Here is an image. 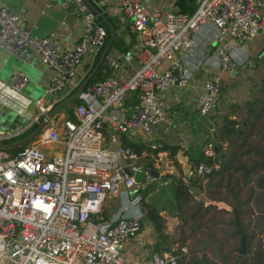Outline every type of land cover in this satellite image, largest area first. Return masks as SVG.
I'll use <instances>...</instances> for the list:
<instances>
[{
    "label": "built area",
    "instance_id": "1",
    "mask_svg": "<svg viewBox=\"0 0 264 264\" xmlns=\"http://www.w3.org/2000/svg\"><path fill=\"white\" fill-rule=\"evenodd\" d=\"M109 1L106 13L125 23L133 49L107 53V77L84 88L71 117L58 111L32 143L14 154L0 150V264H137L122 255V248L139 231L144 217L140 192L153 179L120 136L133 131L150 136L158 123L168 122L161 92L185 86L202 64L209 71L195 109L207 114L219 102L221 73L233 72L245 61L238 46L256 37L264 43V12L258 0H197L190 13L150 10L141 0ZM58 2L71 5L82 24L76 42L66 50L51 37L33 35L22 12L0 5V48L11 55L35 54L49 72L40 84L56 98L34 102V122L79 85L107 37L84 0H44V5ZM27 83L17 69L0 86L21 94ZM132 93L137 104L125 115L122 110ZM26 129L0 133V142ZM46 145L55 147L45 151ZM161 147L160 142L148 145L150 150ZM202 154H214L211 142ZM213 169L215 165L199 162L195 175L203 177ZM188 177L180 179L186 184ZM182 255L186 247L174 245L141 264H177Z\"/></svg>",
    "mask_w": 264,
    "mask_h": 264
},
{
    "label": "crops",
    "instance_id": "2",
    "mask_svg": "<svg viewBox=\"0 0 264 264\" xmlns=\"http://www.w3.org/2000/svg\"><path fill=\"white\" fill-rule=\"evenodd\" d=\"M90 1L98 2L101 5V11L104 13L107 12L106 9H108V6L112 5V2L109 0ZM141 1L150 10L165 9L171 12L185 11L190 13L195 9L197 0ZM258 1L261 3L262 12H264V0ZM3 4L7 5L13 11L22 12V21L33 35L53 38L61 50L71 48L80 35L82 26L80 19L74 13L72 6L67 3L58 2L46 8L44 0H0V5ZM114 18L119 21L118 34L125 39L126 46L129 47V50H132L134 43L133 36L127 33L125 23L121 22L117 17ZM125 33L128 34L127 38ZM212 45L210 43L209 50L213 47ZM238 52L245 59V62L247 59L252 58L262 60L264 55L261 54L264 53V43L261 38L256 37L251 41L240 44L238 46ZM241 67L242 65L238 66L233 72L221 73V88L226 89L236 84L241 78H245V81H243V84H245L246 79L249 77V71L243 73ZM17 69L25 73L28 79L27 88L25 87V92L23 90L21 94H16L0 86V124L2 126L5 125L2 117L6 113L22 117L26 120V123L23 127H17L13 124V121H10L9 124H13L10 130L0 128V133L6 135H13L16 131H20L24 127L28 129L31 126H36L38 122L33 121V117L36 115L32 116L31 113L27 112V107L40 98L45 102L46 92L44 93V88L40 84V80L47 76L49 72L40 62L39 58L35 54L26 52L11 55L0 48V82L8 80L11 72ZM120 69L124 70L125 68L121 65ZM208 71V67L202 64L185 86H172L161 92L160 95L164 103L165 116L168 122L158 123L153 128L150 136H144L142 133L136 131L120 136L122 144H140L146 149H143L139 155L136 154L137 163L144 169H148L153 179L151 181V184H153L152 189L147 192V196L145 195L143 197L142 206L144 203L154 207L158 211L163 225L161 232L164 235V238H159L151 224L143 219L137 235L122 248V255L130 262L141 264L147 261L151 254L168 251L170 247L174 246L175 244L172 243L170 237L172 236L175 239L181 229H189L190 215H185V212L189 208L191 209L194 201L201 202L202 207L208 208L207 206H209L213 213L215 212L216 216L219 214L223 215L222 220L218 221V223L214 221L213 234H211L213 237L208 243L209 249L200 253L197 252L195 254L196 260L194 257L187 259L186 255H184L177 262H180V264H189L191 260H194L196 262L195 264H225L224 261H232L237 257L242 264H249V257L253 250L257 247L264 249V215L263 218H260L256 222L243 219L249 210H252L254 213L251 218L253 216H259V213L264 214L261 211L264 207V186L260 187L255 182L259 176L264 174V169L257 168L250 171L246 179H243L240 175L243 173L242 169H240L241 172L235 173L232 177L229 174L227 175L228 172H223L220 176L215 175L199 178L195 182V186L190 187V192L192 193L190 206L182 212L176 211L174 208L173 195L169 188L170 182L163 184V181L168 177L169 173H172L171 177H177L178 175L180 177H197L195 175L196 160L203 155V147L207 142L213 144L214 152L219 148L217 154L221 152L220 155L223 157L229 153L231 148L229 142L236 137L232 133V129H237V132L240 134L246 130V122L241 120L233 121V126L230 125V123L232 124V122H229L231 120H224L225 123L223 122L221 127H217V125L213 127L209 122L202 120L207 114L201 115L196 111L195 100L198 94L202 92V83ZM39 89L42 91L41 95L36 94ZM231 94L229 93L228 96ZM29 95L35 96L37 99L32 100ZM28 100L32 102L28 103ZM136 104V94L132 93L122 112L125 115H129ZM219 104L230 107L235 111L237 110L239 101H233L230 97L225 103H223V100H220L217 106ZM36 108L38 110L37 106ZM62 111L64 112V109L59 112L64 115ZM234 111L228 113L226 118L234 120L237 116L240 117L239 113ZM224 113L225 111H222L221 116ZM25 131L19 136L11 137L4 142L14 141L24 137ZM33 140L29 143H32ZM151 142H160L163 147L159 151L150 150L148 145ZM54 147L55 145H46L42 149L48 151L54 149ZM237 160L238 157H236ZM250 163L251 167L254 163L252 158ZM217 167L218 165L215 164V169ZM250 167L245 169H249ZM227 176L230 178L231 184L228 183V187H231V189L226 192L228 197L223 199L220 196L223 193L222 185L225 184V178ZM218 178H220V183L217 186ZM233 184L234 187L232 186ZM197 185L200 186L198 187ZM193 187L197 188L195 192L193 191ZM237 189L241 190L240 194L238 192V198L240 201H243V204L239 207H236L232 198L229 197L231 196L230 193H234ZM207 193L209 197H207ZM254 206L257 209L256 211H254ZM235 218L241 224L245 235L244 253L238 251L240 240L234 224ZM233 237H236L237 245L231 244ZM185 260L188 261L182 263Z\"/></svg>",
    "mask_w": 264,
    "mask_h": 264
},
{
    "label": "rangeland",
    "instance_id": "3",
    "mask_svg": "<svg viewBox=\"0 0 264 264\" xmlns=\"http://www.w3.org/2000/svg\"><path fill=\"white\" fill-rule=\"evenodd\" d=\"M126 38L128 37V34L125 33ZM241 71L243 73L248 72V78L246 79L245 84H243V81H245V78H241L236 84L231 85L230 87L223 89L221 88V94H220V100H223V103L229 100L231 97L233 101L238 102L239 105H237V110H232L230 107H226L224 105L219 104L218 106H215L213 109H211L205 117L202 118V120L209 122L213 127L217 125V127H221V124L224 122V120H231L229 122L231 126L234 125V122L237 120L245 121V122H251L253 121L254 129H253V136L251 139H249L250 146L248 147L249 152L239 156L238 160L236 161V156L234 158V161L232 163V167L236 166H243V168H248L251 165V158L254 160V162H263V154H264V57L261 59H247V61L242 64ZM27 88V87H26ZM25 88V90H26ZM230 88V90H228ZM24 90V92H25ZM42 91L39 89L37 90L36 94L41 95ZM45 93V90H44ZM229 93H232L230 96ZM30 96V95H29ZM224 96V97H223ZM32 100H36L37 97L30 96ZM56 97L53 94L45 93V102L54 100ZM238 100V101H237ZM243 101V102H242ZM254 101V103H252ZM256 102V103H255ZM70 108V107H69ZM251 109V114L255 112V115L257 114L256 118L249 117L248 110ZM69 109H64V115L66 117H69L70 113L68 111ZM222 111H225V113L221 116ZM237 112L239 113L240 117H236V119H227L226 116L228 113L231 112ZM27 112L31 113L33 115L38 114V110L35 106V104L32 102L31 105L27 107ZM239 118V119H238ZM223 121H222V120ZM3 122L5 123L4 126L0 124V128L3 130H10L12 125L15 124L17 127H23L26 123V120L22 117H19L17 115H9L4 114L2 117ZM10 121H13V124H9ZM234 121V122H233ZM225 123V122H224ZM60 148V147H58ZM247 148L246 145H243V147L240 149L241 151L245 150ZM233 150L231 147L229 150V153ZM255 153V154H254ZM58 154H61L60 152ZM250 163V164H249ZM249 164V165H247ZM227 175L229 174L231 177L237 172H241L240 170L234 171L232 168L229 169ZM239 174V173H238ZM228 183L231 184L230 178L227 176L225 178V184H223V193L220 197L223 199H226L228 195L226 192L231 189V187H228ZM234 187V184L232 185ZM239 192L240 189L235 190ZM234 191V192H235ZM233 194V193H231ZM148 194L146 193V196ZM207 197H209V194L207 193ZM231 197V196H229ZM202 207V203L198 201H194L191 205V209L189 208L185 215H190V223H189V229H181L178 232V235L175 239L170 237L172 240V243H174L177 246H185L186 247V258H195V254L206 251L208 248V243L210 240H212L211 234H213V227H214V221L218 223V221H221L223 215L216 216L215 212L209 208ZM254 211L257 209L254 206ZM264 209V207L261 209V211ZM248 210V209H247ZM193 213V214H192ZM253 211L249 210L248 213L243 217V219H246L247 221L253 220L254 222L258 221L260 218H263L264 214H260L259 216H251L253 215ZM143 223V222H142ZM188 226V225H187ZM173 244V245H174ZM233 245H237V239L236 237H233L232 243ZM210 256V255H209ZM197 258H195L196 260ZM188 260L182 261V263L187 262ZM194 260H191L190 262H193ZM189 262V263H190ZM225 264H242L241 261L236 257L232 261H224ZM244 262V261H242ZM202 263V262H200ZM187 264V263H185Z\"/></svg>",
    "mask_w": 264,
    "mask_h": 264
},
{
    "label": "trees",
    "instance_id": "4",
    "mask_svg": "<svg viewBox=\"0 0 264 264\" xmlns=\"http://www.w3.org/2000/svg\"><path fill=\"white\" fill-rule=\"evenodd\" d=\"M183 12H185V11H183ZM105 14L111 20L112 24L114 25V27L117 31L119 29V21L116 18L109 16L107 13H105ZM96 21L98 23H100L101 25L105 26V28L107 30V37L105 40V43H106V41L108 39V29H107L106 25L101 21L100 18L97 17ZM111 47L114 49H119L121 51H128L129 50V47L126 46L125 39L119 34L116 36ZM261 55H264V53ZM104 69H105V63H103L101 65V67L99 68L97 73L94 75V77L89 81L88 85L90 83H92L93 81L107 77L108 71H106V70L104 71ZM263 102H264V100L262 101V103ZM75 103H76V100L73 103H71L68 106L63 108V109H66V108L69 109L68 110L70 113L69 117L72 116V110H73V107L75 106ZM252 103H254V101ZM250 112H251V109L248 110V113L250 115L249 117H251V119L257 117V114L255 115V112L252 114ZM254 126L255 125L253 124V121L248 122V123L246 122V130L244 132H242L241 134L237 132V129H232V133L234 135H236V137L234 138V140H231V142H229V145L233 148V150H231V152L228 153L227 155H224L222 157L220 155L221 152H219V154H217V152L219 151L218 150L219 148H217V151H215L212 156L207 157V156L201 155V157L196 160L197 164L199 162H204L208 165H215V164L218 165V167L216 169H213L209 174H207L203 177H191L190 176L188 178L186 184L181 181L179 175L177 177H171V180L169 181L170 182L169 188H170L171 194L173 195L174 208L176 211L182 212V211L186 210L187 208H189L190 201L192 200V193L190 192V187L195 186V182L199 178L211 177V176H215V175L220 176L221 173L226 172L232 168L234 171L242 169L243 173L240 175L243 179H246V176L248 175V173L250 171H253L254 169H257V168L264 169V154L262 156L263 162H261V163L260 162H254L253 165L249 169H244L243 166L232 167V163L234 161L235 156L239 157V156H242V155L249 152V149H248V147L250 146L249 139L254 135L253 134ZM34 127L35 126L29 127L25 131L24 134L25 135L28 134ZM238 134H240V135H238ZM263 134H264V131H263ZM28 144L29 143L22 145V146H19V147L10 148L7 151L10 152L11 154H14L15 152L24 148ZM125 145L127 147H129L130 149H132L137 155H139L141 153V151L143 149H145V147H143V145H140V144H125ZM243 145H246L247 148L244 151L243 150L241 151L240 149L243 147ZM217 160L219 161V163ZM136 178L138 180H140L142 178V174L138 173L136 175ZM255 182H256V185H259L260 187L264 186V174L259 176V178H257V180H255ZM219 183H220V178H218V182L216 183V185L218 186ZM150 185L153 186V184H150ZM197 186L199 187L200 185H197ZM147 192H149V191H147ZM146 193H145V195H146ZM230 195H231V198L234 201L236 207H239L241 204H243V201H240L238 198L239 196H238L237 191H235L233 194L230 193ZM143 209H144L145 221H148L151 224V226L153 227L154 231L157 233L159 238H164V235L161 232L163 229V225L161 222V217L158 214V211L154 207L149 206V205L144 204V203H143ZM262 212L264 213V209L262 210ZM141 225H142V221L140 223V227H141ZM183 257H184V255H182L180 258H183ZM263 259H264V249L257 247L255 250H253V252L251 253V255L249 257V262H250L249 264H264ZM195 263L196 262L193 261V262H190L189 264H195ZM177 264H180V262H177Z\"/></svg>",
    "mask_w": 264,
    "mask_h": 264
},
{
    "label": "water",
    "instance_id": "5",
    "mask_svg": "<svg viewBox=\"0 0 264 264\" xmlns=\"http://www.w3.org/2000/svg\"><path fill=\"white\" fill-rule=\"evenodd\" d=\"M85 3L89 6L91 11L97 15L98 18L101 19V21L106 25L108 29V39L102 48L97 62L94 65V67L89 71V73L83 78V80L79 83V85L66 97L59 100L42 118L41 120L36 124V126L24 137L9 141V142H0V150H8L10 148L19 147L22 145H25L29 143L31 140H33L37 134L45 127L47 121L53 117L58 111L62 110L64 107L68 106L69 104L73 103L77 96L84 90V88L88 85L89 81L94 77V75L97 73L101 65L104 63L105 56L107 53L112 49V43L115 40L116 36L118 35L114 25L112 24L111 20L108 18V16L102 12L100 9H98L90 0H84ZM152 189L151 185L145 186V189L140 192V195L143 197L147 191H150ZM196 187H193V191L195 192ZM144 219V218H143ZM234 224L236 226V232L239 235V252L244 253L245 245H244V239L245 235L243 232V228L241 224H239L238 219L235 218Z\"/></svg>",
    "mask_w": 264,
    "mask_h": 264
}]
</instances>
